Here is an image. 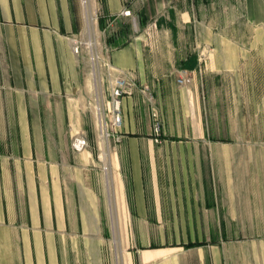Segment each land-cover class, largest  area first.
<instances>
[{
    "label": "crops",
    "instance_id": "obj_1",
    "mask_svg": "<svg viewBox=\"0 0 264 264\" xmlns=\"http://www.w3.org/2000/svg\"><path fill=\"white\" fill-rule=\"evenodd\" d=\"M103 1L111 70L137 86L111 183L74 52L83 0H0V264H113L112 210L125 264H264V0Z\"/></svg>",
    "mask_w": 264,
    "mask_h": 264
},
{
    "label": "rangeland",
    "instance_id": "obj_2",
    "mask_svg": "<svg viewBox=\"0 0 264 264\" xmlns=\"http://www.w3.org/2000/svg\"><path fill=\"white\" fill-rule=\"evenodd\" d=\"M93 4L95 7L93 29L96 31V39H95L96 44H95V47L91 49L93 53L91 54L90 49L87 46L88 35H87V30H86L80 39V42H81L80 56H81V60H82L83 67H84V73H85V79H86V91L88 93L86 105L88 109L90 110V112L92 113L93 131H94L93 137L98 145L99 155L101 156L102 163L104 164L103 156L105 152L108 150V146H110L111 151L113 152L115 145L119 143L118 141L119 133L115 131V129L112 126L111 117L109 114V108L107 106L109 97H110V92H111V86H112L111 82L114 81V78L117 77V75H114L112 70L109 68L108 57L110 53V47L108 45V35L100 27V19L104 16V1L103 0H93ZM83 5L85 9L86 5L84 4V0H83ZM138 12L140 13L139 5L136 6V13ZM85 17H86V28H87L88 19H87L86 9H85ZM136 19H139L137 14H136ZM205 58H206V54L203 55L201 53L200 61L202 63H204ZM179 81H184L183 84L191 83V79L189 77L180 78ZM136 89H137V86H136ZM141 91L143 93H149L151 89L148 85H145L141 88ZM148 103L150 105V113H151V117L153 121V134L154 136H156V138H160L163 134V120H162L160 106L157 103L153 95L151 96V98L148 99ZM156 114L157 116H155ZM157 119L160 120L161 125H162L159 133L155 132V126H156ZM101 128H104V131L106 128L105 132L107 135L109 134V136L107 137L108 139L107 142H105L102 139V129ZM79 135L87 136L86 133H80ZM100 141L103 143V148L102 146L100 148V145H101ZM105 143L106 145H104ZM112 219H113V215H112ZM117 229H118L117 234L121 241L120 256L123 258V264H125V260H124L125 249H126L125 229L120 228V227ZM216 230L220 232V235L223 237L226 235V232L228 229H215V231ZM150 231H153V230L151 229ZM137 232H138V229H136V234ZM254 235H256V231L254 229H236L237 239L251 238ZM115 236H116V232H115V228L113 227L112 239L110 240L109 247H110V253L112 256L113 264H119L118 263L119 260H117V254H116L115 246H114ZM138 246L136 247V251L142 250ZM145 248L147 249L148 247H145Z\"/></svg>",
    "mask_w": 264,
    "mask_h": 264
},
{
    "label": "built area",
    "instance_id": "obj_3",
    "mask_svg": "<svg viewBox=\"0 0 264 264\" xmlns=\"http://www.w3.org/2000/svg\"><path fill=\"white\" fill-rule=\"evenodd\" d=\"M123 15L129 17L132 15V12L126 9L123 12ZM80 44L81 42L76 41V44L74 46V52L76 54L80 53ZM109 68L112 69L113 67L109 65ZM179 82L182 84L184 83V81H179ZM135 90H136L135 82L126 76H117L114 78V81L112 82L110 97L107 106L109 108V114L111 117L112 126L117 132L121 131L124 125V119L122 115V99L123 97H132L135 93ZM155 116H157V114ZM161 126L162 125L160 120L157 119L155 126L156 133H159V131L161 130ZM120 138L121 137L119 134L118 141H120ZM71 145H72V149L76 153H79L85 150L89 146V141L87 136L77 135L72 139Z\"/></svg>",
    "mask_w": 264,
    "mask_h": 264
},
{
    "label": "bare ground",
    "instance_id": "obj_4",
    "mask_svg": "<svg viewBox=\"0 0 264 264\" xmlns=\"http://www.w3.org/2000/svg\"><path fill=\"white\" fill-rule=\"evenodd\" d=\"M84 4L86 5L85 6V9H86L87 19H88L87 28H86L87 35H88L87 46L89 47L91 54H93L92 51H91V49H93V47H95V44H96L95 43L96 31L93 29L95 7H94V4H93V0H84ZM101 129H102V139L105 142H107L108 135L105 132L106 131V128H105V131H104V128H101ZM105 145H106V143H105ZM103 161H104V163L107 166L108 182L111 183V176H110V173H109V170H108V168H109V161H110L109 160V157H108V150L105 152V154L103 156ZM109 186L111 187L112 185L109 184ZM112 215H113V219H114L113 222H114V228H115V232H116L114 246H115V251H116V254H117V260H119L118 261L119 264H123V258L120 256L121 241H120L119 236L117 234V231H118L117 228H118V226H117L116 212L114 210H112Z\"/></svg>",
    "mask_w": 264,
    "mask_h": 264
}]
</instances>
